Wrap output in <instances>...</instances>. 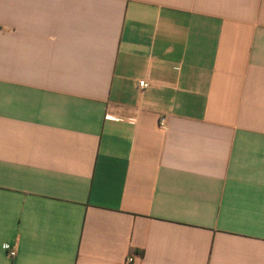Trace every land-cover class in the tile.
<instances>
[{"label":"crops","instance_id":"obj_1","mask_svg":"<svg viewBox=\"0 0 264 264\" xmlns=\"http://www.w3.org/2000/svg\"><path fill=\"white\" fill-rule=\"evenodd\" d=\"M0 264H264V0H0Z\"/></svg>","mask_w":264,"mask_h":264},{"label":"built area","instance_id":"obj_2","mask_svg":"<svg viewBox=\"0 0 264 264\" xmlns=\"http://www.w3.org/2000/svg\"><path fill=\"white\" fill-rule=\"evenodd\" d=\"M139 86L142 87V88H148L149 84L146 81H140L139 82ZM160 124L164 128V124H165V119L164 118L161 119ZM5 249H6V251H8V254H9L10 258L13 259V258L17 257V255H18L17 249H12L9 245H6ZM133 261H134V259L131 258V259L128 260V263H132Z\"/></svg>","mask_w":264,"mask_h":264}]
</instances>
